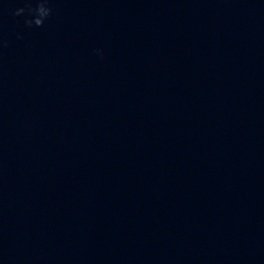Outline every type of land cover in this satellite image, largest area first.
<instances>
[{"label": "water", "instance_id": "1", "mask_svg": "<svg viewBox=\"0 0 264 264\" xmlns=\"http://www.w3.org/2000/svg\"><path fill=\"white\" fill-rule=\"evenodd\" d=\"M51 2L0 7V264H264V0Z\"/></svg>", "mask_w": 264, "mask_h": 264}, {"label": "clouds", "instance_id": "2", "mask_svg": "<svg viewBox=\"0 0 264 264\" xmlns=\"http://www.w3.org/2000/svg\"><path fill=\"white\" fill-rule=\"evenodd\" d=\"M0 7H9L5 3V0H0ZM15 17H23L24 24L28 28H40L43 27L52 15H53V6L51 0H38V3L33 4V0H21V6L15 7L13 13ZM18 38L20 34H17ZM96 54L103 57V50L96 49Z\"/></svg>", "mask_w": 264, "mask_h": 264}]
</instances>
